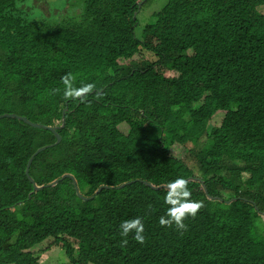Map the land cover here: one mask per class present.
I'll return each instance as SVG.
<instances>
[{
  "label": "trees",
  "instance_id": "obj_1",
  "mask_svg": "<svg viewBox=\"0 0 264 264\" xmlns=\"http://www.w3.org/2000/svg\"><path fill=\"white\" fill-rule=\"evenodd\" d=\"M149 2L63 0L30 19L0 0V114L62 137L30 175L70 173L87 196L109 186L84 199L66 177L33 191L28 159L56 136L0 118V264H43L31 248L48 237L68 264H264V0H167L141 25ZM68 72L96 85L83 102L63 98ZM180 177L203 204L183 235L159 225ZM137 216L146 242L122 247L120 224Z\"/></svg>",
  "mask_w": 264,
  "mask_h": 264
},
{
  "label": "clouds",
  "instance_id": "obj_2",
  "mask_svg": "<svg viewBox=\"0 0 264 264\" xmlns=\"http://www.w3.org/2000/svg\"><path fill=\"white\" fill-rule=\"evenodd\" d=\"M76 76L71 72L64 74L61 77L63 88V98L65 100H81L82 102L86 97L93 93L96 85L87 83L80 87H75L74 82ZM54 93H59L60 89H54ZM99 95V93H97ZM188 181L183 177L170 181L166 185V195L164 196V203L169 205L165 215L159 217V225L161 227L172 228L175 227L181 235L187 231L188 225L185 220L189 217L195 218L199 210L203 207L202 202H197L191 199L192 193L188 188ZM151 207V206H149ZM144 223L143 219L139 216L124 220L120 224L121 246L125 247L129 241L127 237L132 234L133 240L139 244H144L146 238L144 236Z\"/></svg>",
  "mask_w": 264,
  "mask_h": 264
},
{
  "label": "rangeland",
  "instance_id": "obj_3",
  "mask_svg": "<svg viewBox=\"0 0 264 264\" xmlns=\"http://www.w3.org/2000/svg\"><path fill=\"white\" fill-rule=\"evenodd\" d=\"M22 4V7L25 9V15L27 18H34L35 16H43L44 14H48L47 9L49 11H54L51 10L52 7H56L60 5V3L63 0H19ZM67 2H72L73 4H77V0H65ZM167 0H150V2L146 5H144L139 13V24L144 25L145 23H150L153 22L155 19V11H158L165 3ZM67 6H70L69 3L66 4V7L63 6L61 8H57L58 10H62L63 8H67ZM74 6V5H73ZM71 7V6H70ZM74 11H79L80 7L76 6L72 8ZM264 10V7H263ZM136 33L137 35H140L141 33V28L136 27ZM146 55L151 59L155 60L156 56L149 51L143 50ZM140 53H137L135 57H140ZM223 113H216L212 118H211V123L212 124H220ZM120 128L123 131L128 130V126L123 123L120 125ZM205 141V140H204ZM204 144V142L201 144V146ZM198 175H202L201 171H198ZM258 233L261 234L264 237V227L260 226L258 227ZM75 244H77L76 240H73ZM46 249V259L44 260L43 264H68V258L65 254V250L61 245H58L55 242V239L53 237H48L47 239L43 240L41 243L33 246L31 250H33L36 254H41L42 251ZM92 264V263H90Z\"/></svg>",
  "mask_w": 264,
  "mask_h": 264
},
{
  "label": "water",
  "instance_id": "obj_4",
  "mask_svg": "<svg viewBox=\"0 0 264 264\" xmlns=\"http://www.w3.org/2000/svg\"><path fill=\"white\" fill-rule=\"evenodd\" d=\"M67 108H65L63 110V115H62V123L60 125V127H62L64 124H65V112H66ZM5 117H10V118H17V119H20L22 121H24L25 123H28L32 126H35V127H43V128H47V129H50L51 131L54 132L55 136H56V141L53 142V143H50V144H46V145H42L40 147H38L34 152L33 154L30 156V158L28 159V162H27V166H26V169H25V172H26V175L28 176V178L31 180V182L33 183V191H38V190H41L42 188L48 186V185H56L59 181L63 180L64 178L66 177H70L72 180H73V183H74V186H75V189H76V193L79 197L81 198H84V199H90L92 197H94L96 194H98L103 188H108L109 186L107 185H102L100 186L94 194L90 195V196H87V195H84L80 192L79 190V187L77 185V182H76V179L74 178V176L70 173H66L64 174L63 176H61L60 178L54 180L53 182L49 183V184H45V185H42V186H37L36 183H35V180L34 178L30 175L29 173V170H30V166H31V163L34 159V157L41 151H43L44 149L50 147V146H54L56 145L57 143H59L62 139L61 135L58 133L57 131V127H52V126H47L45 124H42V123H38V122H33V121H30L26 116H23V115H19L17 113H2L0 114V118H5ZM132 181L128 182V183H131ZM148 185H151V183L149 182H146ZM126 183H123L121 185H119L118 187H123ZM166 187V185H164ZM161 187V186H159Z\"/></svg>",
  "mask_w": 264,
  "mask_h": 264
}]
</instances>
